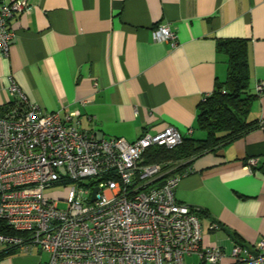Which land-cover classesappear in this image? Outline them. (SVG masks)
I'll return each mask as SVG.
<instances>
[{"label": "crops", "instance_id": "obj_1", "mask_svg": "<svg viewBox=\"0 0 264 264\" xmlns=\"http://www.w3.org/2000/svg\"><path fill=\"white\" fill-rule=\"evenodd\" d=\"M23 1L31 10L10 19L14 38L8 55L0 54V109L15 100L13 80L42 112L73 114L68 124L97 139L132 142L167 126L182 139L203 138L198 106L227 76L216 42L246 40L256 97L248 119L262 125L173 176L176 200L205 213L203 246L228 253L239 241L256 256L264 240V96L254 90L264 80V0ZM165 25L174 46L152 39ZM250 159L256 165L247 170ZM213 223L218 229L209 228ZM36 250L17 251L0 264H45L47 255ZM197 260L204 264L197 255L185 264Z\"/></svg>", "mask_w": 264, "mask_h": 264}, {"label": "built area", "instance_id": "obj_2", "mask_svg": "<svg viewBox=\"0 0 264 264\" xmlns=\"http://www.w3.org/2000/svg\"><path fill=\"white\" fill-rule=\"evenodd\" d=\"M30 10L23 0H0L3 56L14 38L10 19ZM152 39L175 45L169 25L158 26ZM254 90L264 96V80ZM9 93L15 100L0 109V221L20 236L0 234V246L37 249L45 264H185L191 255L204 264H264V240L256 256L238 244L228 253L203 246L199 209L175 198L179 178L142 164L146 149L182 142L176 128L143 132L132 142L97 139L68 124L73 114L42 112L13 80ZM255 165L250 159L247 170ZM57 186L65 187L64 197L47 192Z\"/></svg>", "mask_w": 264, "mask_h": 264}, {"label": "trees", "instance_id": "obj_3", "mask_svg": "<svg viewBox=\"0 0 264 264\" xmlns=\"http://www.w3.org/2000/svg\"><path fill=\"white\" fill-rule=\"evenodd\" d=\"M216 50L227 58V76L224 82L216 84L212 94L203 99L198 106L196 129L203 132L204 137L182 139V142L172 149L159 146L150 147L142 155L143 165H160L164 170L165 165L176 164L175 169L166 175L173 176L175 173L185 171V168L196 157L240 139L262 125L260 122L248 119L251 104L256 97L249 91L246 40H218ZM198 211L199 218L205 214L200 209ZM0 234L20 236L1 221ZM235 243L248 249L239 241ZM16 252L15 248L6 247L0 251V258L16 254ZM229 263L242 264L232 261Z\"/></svg>", "mask_w": 264, "mask_h": 264}, {"label": "rangeland", "instance_id": "obj_4", "mask_svg": "<svg viewBox=\"0 0 264 264\" xmlns=\"http://www.w3.org/2000/svg\"><path fill=\"white\" fill-rule=\"evenodd\" d=\"M165 166L166 167L163 170V172H170L171 170L175 169L176 164H172V165L168 164V165H165ZM64 190H65V187H63V186H57V187H54L53 189H50L47 192H49V193H55V195H56V193H60V194L56 195L55 197H64L65 196ZM59 206H60V208H65V204L64 203H61L60 202L59 203ZM36 251H38V250H36ZM197 262L199 264H201V262L199 260H197Z\"/></svg>", "mask_w": 264, "mask_h": 264}, {"label": "water", "instance_id": "obj_5", "mask_svg": "<svg viewBox=\"0 0 264 264\" xmlns=\"http://www.w3.org/2000/svg\"><path fill=\"white\" fill-rule=\"evenodd\" d=\"M97 192V189H94L93 194H95ZM94 198V196L92 197V199Z\"/></svg>", "mask_w": 264, "mask_h": 264}]
</instances>
